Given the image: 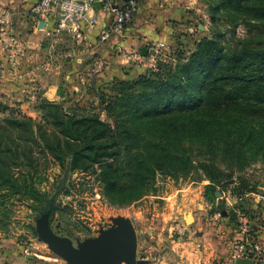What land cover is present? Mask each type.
<instances>
[{"label":"rangeland","instance_id":"obj_1","mask_svg":"<svg viewBox=\"0 0 264 264\" xmlns=\"http://www.w3.org/2000/svg\"><path fill=\"white\" fill-rule=\"evenodd\" d=\"M35 2L0 0V14L10 16L2 42L12 63L16 61L15 41L9 32L13 28L29 31ZM136 2L133 16L119 33L101 38L113 13L107 9L98 13L101 5L97 4L99 22L90 30L84 27L81 39L58 32L42 37V51L37 58L41 62L22 69L24 85L20 76L14 79L16 67L12 65L11 78L0 81V121L10 113H18L40 124L35 140L29 142H24L25 132L18 131L23 164L14 172L18 182L25 178L27 186L21 183L20 190L8 183L0 186V264H70L51 246L48 235L68 238L79 247L86 239L125 220L136 230L138 262L162 253L174 239L190 241L208 258V264H235L233 254L241 245L244 259L264 264L261 153L233 143L225 145L217 139L166 138L156 116L147 120L142 109L127 101L129 94L141 89L135 86L140 75L154 70L159 61L174 65L194 50L196 42L213 35L224 48L244 42L264 46V24L235 13L234 4H228V0ZM44 21V27L55 28L54 14ZM141 47L147 48L146 55L141 54ZM72 50H77V57ZM50 58L58 82L57 97L53 99L43 97L40 85L29 82L26 74L36 68L44 70L43 62ZM75 62L80 65L75 66ZM51 111L63 116L72 114L75 119L95 116L109 126L113 138L107 142L119 151L113 174L121 185L129 182L137 161L154 154L188 159L191 170L186 174L155 171L152 192L128 206L112 204L103 196L98 163L80 158L76 165L68 164V149ZM29 147L35 158L30 162L23 153ZM101 152L103 149L90 150L89 158ZM203 163L216 176L215 183L199 168ZM188 214L193 220L185 222Z\"/></svg>","mask_w":264,"mask_h":264},{"label":"trees","instance_id":"obj_2","mask_svg":"<svg viewBox=\"0 0 264 264\" xmlns=\"http://www.w3.org/2000/svg\"><path fill=\"white\" fill-rule=\"evenodd\" d=\"M228 1L234 4L235 13L264 24V0ZM135 86L141 89L127 96L129 105L142 109V116H147L149 121L156 116L166 138L222 140L225 145L233 143L254 149L264 158V46L258 42L224 48L214 35L202 38L184 60L174 65L159 61L154 70L140 75ZM51 114L64 137L68 164L76 165L80 158L98 163L97 176L103 182V196L112 204L128 206L152 192L155 171L186 174L191 170L188 159L154 154L137 161L129 182L121 185L113 174L119 151L107 142L113 138L109 126L95 116L75 119L72 114L63 116L56 111ZM85 124L86 129L76 134ZM39 128L40 124L32 118L18 113L1 119L0 186L8 183L16 190H20L21 183L27 186L25 178L18 182L14 172V168L23 164L19 158L22 143L18 142V131L23 130L24 142H29L35 140ZM42 134L44 139L45 131ZM93 149L103 152L89 158ZM23 153L27 161L35 160L31 147ZM199 168L205 170L208 180L216 182L207 164H199Z\"/></svg>","mask_w":264,"mask_h":264},{"label":"crops","instance_id":"obj_3","mask_svg":"<svg viewBox=\"0 0 264 264\" xmlns=\"http://www.w3.org/2000/svg\"><path fill=\"white\" fill-rule=\"evenodd\" d=\"M11 12V11H10ZM9 15H6V31L2 34L0 33V81L6 82V79H8L9 74V66L12 65L16 67L15 76L14 79L21 80L23 83L25 80H23V73L22 69L26 66H29L30 64H33L31 68L35 67L34 64L40 60H37V58L40 55L41 50V42L44 40L42 37L46 35H53L58 34L57 32L54 33V29H50L48 26L44 27V20L42 19V16L34 15L30 24H29V31H21L17 29H11V32H9V35H11V38L15 41L14 45V58L16 61L12 63V61H9L11 57H9V54H7L9 51L5 50V43L2 41H5L4 38H6L7 33V23L10 20ZM40 19L42 22H38ZM20 21V20H18ZM24 21V20H23ZM22 21V22H23ZM40 23V24H39ZM75 57L78 56L77 50H72ZM16 54V55H15ZM53 57V56H52ZM76 61L79 60V58L75 59ZM53 59H47L45 62H43V67L35 70H32L31 72L27 71V76L29 77V82H33V84L40 85L39 88L42 89V96L47 97L49 99H53L57 97V85L58 82L56 80V77L54 75L53 71ZM75 66H79L80 64L75 62ZM19 68V72H18ZM30 70V69H29ZM18 72V73H17ZM111 73V72H110ZM35 76V78H33ZM76 76V74L74 75ZM11 78V77H10ZM13 78V77H12ZM24 85V83L22 84ZM21 85V86H22ZM20 86V87H21ZM57 86V87H56ZM138 211L137 213H139ZM135 212V214H137ZM192 244L190 241H183V243L177 241V240H170V243L166 250H164L162 253H157L153 258H141L138 264H208V258L204 256L200 251L196 250L195 245Z\"/></svg>","mask_w":264,"mask_h":264},{"label":"built area","instance_id":"obj_4","mask_svg":"<svg viewBox=\"0 0 264 264\" xmlns=\"http://www.w3.org/2000/svg\"><path fill=\"white\" fill-rule=\"evenodd\" d=\"M101 5L100 10L107 9L113 13V19L107 23L102 30V39L121 31L123 24L129 20L136 10V0H36L32 7L35 15L46 18L50 14L55 16L54 30L61 34L81 39L82 30H90L94 24L99 22V14L95 5ZM6 23L5 14H0V30ZM245 251L242 245L233 254V260L244 258ZM236 264V263H235Z\"/></svg>","mask_w":264,"mask_h":264},{"label":"water","instance_id":"obj_5","mask_svg":"<svg viewBox=\"0 0 264 264\" xmlns=\"http://www.w3.org/2000/svg\"><path fill=\"white\" fill-rule=\"evenodd\" d=\"M141 54H147V48L141 47ZM154 53L153 50H149ZM187 215L185 222L193 220ZM190 219V220H189ZM51 246L70 264H138L135 259L137 246L136 230L129 220L119 221L117 227L104 230L96 237L86 239L75 247L68 238L48 235ZM236 264H252L251 260L239 258Z\"/></svg>","mask_w":264,"mask_h":264},{"label":"bare ground","instance_id":"obj_6","mask_svg":"<svg viewBox=\"0 0 264 264\" xmlns=\"http://www.w3.org/2000/svg\"><path fill=\"white\" fill-rule=\"evenodd\" d=\"M186 218H187V217H186ZM191 218H192V217H190V219H191ZM190 219H189V220H190Z\"/></svg>","mask_w":264,"mask_h":264}]
</instances>
